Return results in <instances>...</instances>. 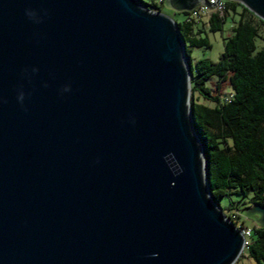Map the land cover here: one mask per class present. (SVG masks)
I'll use <instances>...</instances> for the list:
<instances>
[{
	"label": "water",
	"instance_id": "95a60500",
	"mask_svg": "<svg viewBox=\"0 0 264 264\" xmlns=\"http://www.w3.org/2000/svg\"><path fill=\"white\" fill-rule=\"evenodd\" d=\"M186 51L139 0H0V264L235 263Z\"/></svg>",
	"mask_w": 264,
	"mask_h": 264
},
{
	"label": "trees",
	"instance_id": "16d2710c",
	"mask_svg": "<svg viewBox=\"0 0 264 264\" xmlns=\"http://www.w3.org/2000/svg\"><path fill=\"white\" fill-rule=\"evenodd\" d=\"M139 1L159 12L168 6L167 0ZM225 6L223 16L213 13L205 23L203 19L188 20V11L180 12L183 21H175L191 48H208V37L196 34L195 27L204 24L207 31H221L230 11L238 16L218 62L199 59L194 65L186 48L193 126L203 147L209 194L217 204L236 193L249 197L252 206L264 207V21L237 1L225 0ZM212 79L217 80L218 88L221 81L229 83V98L212 92L208 84ZM200 98L213 105L200 102ZM251 229L243 254L255 264H264V225Z\"/></svg>",
	"mask_w": 264,
	"mask_h": 264
},
{
	"label": "rangeland",
	"instance_id": "374dc122",
	"mask_svg": "<svg viewBox=\"0 0 264 264\" xmlns=\"http://www.w3.org/2000/svg\"><path fill=\"white\" fill-rule=\"evenodd\" d=\"M240 10V9H238ZM153 11H157V9H154ZM163 14L171 17L174 21H183L185 16L173 10L171 7L166 6L163 8L162 12ZM208 18L204 17V23L207 21ZM238 16L233 15L230 11L229 14H227L226 21L223 24V29L221 31H215L210 32L207 31V27L204 26V24H198L194 31L196 34L201 36H207L210 47L208 48H191L189 45V42H186V48L188 49L192 63L195 65V63L199 59H209L212 62H218L221 58L222 53L224 52L225 48V42L233 35V27L236 25ZM264 34V32H262ZM259 47L262 46L261 42L258 40ZM216 79H212L208 84L212 88V92L217 94H221L225 98H229L231 95V88L229 86V83L225 81L220 82V87L216 85ZM200 102L213 105V103L206 101L202 98L199 99ZM218 205L221 207V209L225 213L234 212L236 209H238L239 217H238V223L242 224L245 223V225L248 227H252L254 224V219H256V214L249 212V207H252L249 197H243L239 194L232 193L230 195H227L220 199L218 201ZM248 207V209H247ZM244 253L246 254V250H244ZM243 252L241 253V256L235 261L234 264H255V262L252 259L247 258Z\"/></svg>",
	"mask_w": 264,
	"mask_h": 264
},
{
	"label": "built area",
	"instance_id": "2783aa9c",
	"mask_svg": "<svg viewBox=\"0 0 264 264\" xmlns=\"http://www.w3.org/2000/svg\"><path fill=\"white\" fill-rule=\"evenodd\" d=\"M210 5L206 4V1L202 0L201 3L192 11H189L188 20H202L204 17L209 18L213 13H217L223 16L226 12L225 0H208ZM227 218L232 221L245 237L244 250L249 245V238L252 235L251 227L244 226L238 223L239 213L238 210L234 212L225 213Z\"/></svg>",
	"mask_w": 264,
	"mask_h": 264
},
{
	"label": "crops",
	"instance_id": "0c3cea01",
	"mask_svg": "<svg viewBox=\"0 0 264 264\" xmlns=\"http://www.w3.org/2000/svg\"><path fill=\"white\" fill-rule=\"evenodd\" d=\"M253 207V206H252ZM252 207H250V209H252ZM251 213H255L256 214V219H254V224H253V226L254 225H257V224H261L260 223V218H261V215H260V213H258V212H256V211H253V212H251ZM245 224V223H244ZM248 227H250V226H248Z\"/></svg>",
	"mask_w": 264,
	"mask_h": 264
}]
</instances>
